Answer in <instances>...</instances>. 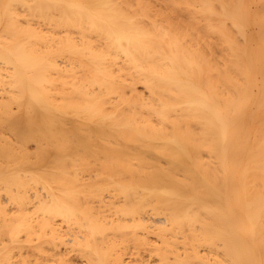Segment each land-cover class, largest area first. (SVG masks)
<instances>
[{"label":"bare ground","instance_id":"bare-ground-1","mask_svg":"<svg viewBox=\"0 0 264 264\" xmlns=\"http://www.w3.org/2000/svg\"><path fill=\"white\" fill-rule=\"evenodd\" d=\"M0 264H264V0H0Z\"/></svg>","mask_w":264,"mask_h":264},{"label":"rangeland","instance_id":"rangeland-1","mask_svg":"<svg viewBox=\"0 0 264 264\" xmlns=\"http://www.w3.org/2000/svg\"><path fill=\"white\" fill-rule=\"evenodd\" d=\"M153 1H155V0H153ZM158 1H159V0H158ZM161 2H162V1H161ZM156 3H157V2H156ZM158 3H159V2H158ZM158 3H157V4H158ZM159 4H161V3H159ZM154 5H156V4H154Z\"/></svg>","mask_w":264,"mask_h":264}]
</instances>
